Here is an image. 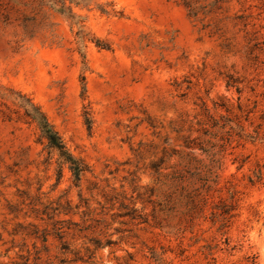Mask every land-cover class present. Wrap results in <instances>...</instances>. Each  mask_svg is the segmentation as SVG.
<instances>
[{
  "label": "rangeland",
  "instance_id": "obj_1",
  "mask_svg": "<svg viewBox=\"0 0 264 264\" xmlns=\"http://www.w3.org/2000/svg\"><path fill=\"white\" fill-rule=\"evenodd\" d=\"M0 264H264V0H0Z\"/></svg>",
  "mask_w": 264,
  "mask_h": 264
},
{
  "label": "trees",
  "instance_id": "obj_2",
  "mask_svg": "<svg viewBox=\"0 0 264 264\" xmlns=\"http://www.w3.org/2000/svg\"><path fill=\"white\" fill-rule=\"evenodd\" d=\"M24 106L26 109V115L37 124L42 137L47 141L48 147L58 153L61 163L68 164L75 180L79 181L81 174L85 171V166L69 152L60 134L50 124L46 115L38 106H35L29 100ZM194 145L195 143L192 141L187 143V147L191 149L195 148L196 145ZM194 158L195 155L192 151L182 153L181 164L188 165L189 160ZM200 194L202 196V200L206 201L208 199V193L201 192Z\"/></svg>",
  "mask_w": 264,
  "mask_h": 264
}]
</instances>
